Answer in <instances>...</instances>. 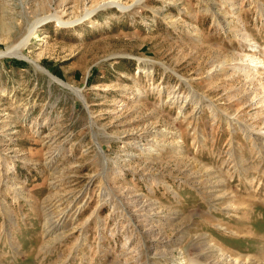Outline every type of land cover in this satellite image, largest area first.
Wrapping results in <instances>:
<instances>
[{"label":"rangeland","instance_id":"rangeland-1","mask_svg":"<svg viewBox=\"0 0 264 264\" xmlns=\"http://www.w3.org/2000/svg\"><path fill=\"white\" fill-rule=\"evenodd\" d=\"M0 52V264H264V0H0Z\"/></svg>","mask_w":264,"mask_h":264},{"label":"bare ground","instance_id":"bare-ground-1","mask_svg":"<svg viewBox=\"0 0 264 264\" xmlns=\"http://www.w3.org/2000/svg\"><path fill=\"white\" fill-rule=\"evenodd\" d=\"M223 22H224V21H223ZM59 23L62 24V23H64V22H63V21H62V22L59 21ZM22 41H23V40H22ZM250 45H251V44H250ZM255 47H257V46H255ZM248 50H249V49H248ZM9 54H10V53H9ZM0 55H4V53L0 52ZM11 55H15V56L18 57V58H22V57H23V56H21L19 53H16V52H15V53L11 52ZM25 59H26V58H25ZM255 60H256V59H255ZM42 72L46 73V74L50 77L51 80L58 81V82L62 83L63 85H65V86H67V87L73 89L77 94L79 93V90H77V88H72L71 85L61 82V80H60L59 78L55 77L53 74L47 72L46 70H42ZM73 87H74V86H73ZM203 260H204V259H203ZM186 261H187V260H186ZM190 261H191V262H194L195 264H204V262H205V261L198 260V259H195V258L190 259Z\"/></svg>","mask_w":264,"mask_h":264}]
</instances>
